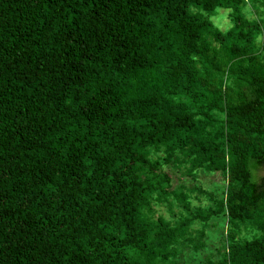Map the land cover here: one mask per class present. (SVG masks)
<instances>
[{
  "label": "trees",
  "instance_id": "trees-1",
  "mask_svg": "<svg viewBox=\"0 0 264 264\" xmlns=\"http://www.w3.org/2000/svg\"><path fill=\"white\" fill-rule=\"evenodd\" d=\"M221 216L200 264H264V0H0V264H184Z\"/></svg>",
  "mask_w": 264,
  "mask_h": 264
},
{
  "label": "rangeland",
  "instance_id": "rangeland-1",
  "mask_svg": "<svg viewBox=\"0 0 264 264\" xmlns=\"http://www.w3.org/2000/svg\"><path fill=\"white\" fill-rule=\"evenodd\" d=\"M230 10L228 9H218L216 14L211 17L213 24L223 32L228 31L232 24L229 18ZM211 175V176H210ZM198 184L209 191L215 193H221L224 188V183L218 177H215L214 174H201ZM185 180L190 181L185 178ZM187 185H190L188 182ZM165 212V211H164ZM213 227L207 231L206 238V248L200 252H190L182 256L184 264H200L204 259L211 253L214 252L217 246L220 245V240L222 235L226 231L228 224L227 218L225 216L217 217L212 220Z\"/></svg>",
  "mask_w": 264,
  "mask_h": 264
}]
</instances>
